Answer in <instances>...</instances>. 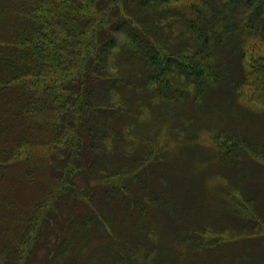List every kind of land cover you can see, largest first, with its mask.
Here are the masks:
<instances>
[{"label":"trees","instance_id":"trees-1","mask_svg":"<svg viewBox=\"0 0 264 264\" xmlns=\"http://www.w3.org/2000/svg\"><path fill=\"white\" fill-rule=\"evenodd\" d=\"M257 42L264 0H0V179L27 147L54 174L0 264H264Z\"/></svg>","mask_w":264,"mask_h":264},{"label":"rangeland","instance_id":"rangeland-1","mask_svg":"<svg viewBox=\"0 0 264 264\" xmlns=\"http://www.w3.org/2000/svg\"><path fill=\"white\" fill-rule=\"evenodd\" d=\"M256 46H258L260 49L257 50V48H255L252 51L254 54L264 53V44L261 43L259 44L257 42ZM3 102L4 99L0 97V110H1L0 114H3V108H4ZM243 103L245 104V106L251 108V110L254 111L258 110L259 108V106H256L250 100V93L248 92V90H245V93L243 95ZM252 116L251 118H246L245 124L251 125L250 126L251 134H259L264 139V118L252 117ZM0 123L7 124L9 123V120L5 117L4 120H1ZM28 151L29 152L33 151L31 156L35 158L31 159L27 164L26 162H24L23 166H19L14 169L12 167L10 171V177L7 180L5 179V181H1L0 179V255L7 251L5 250V244L12 243L14 245L13 241L10 239L9 236V229L13 227L15 232L17 230L20 233V228L22 229L24 220L27 219V217H29L28 213L30 212V210H33L34 205L37 204L38 201L45 196L47 190L50 188L49 185L54 181V178H52V175L54 174L51 169L50 159L48 157L49 155H47L46 148L27 147V153ZM136 157L140 158V156L132 157L131 160L132 164L136 163L134 162V158ZM149 173H154L158 178H160L161 174L166 173L167 176H169V181L173 184V182H178V180L181 181L184 178L185 174L187 175L188 166L187 164L174 165L173 163V165L170 164L164 168H161L160 166H156V165L153 166L148 165L145 168L143 176ZM82 201L84 200L79 199V201L75 200V202L74 200L70 201V205L74 203L73 204L74 211L75 210L77 212L88 211L87 210L88 204L83 206ZM14 218L16 223L13 222ZM49 228L51 227L49 226ZM90 231H91L89 234L90 248L84 255L85 260L89 259L92 256L96 248L103 250L102 254L109 253V255L111 256L114 253L111 250L112 246L110 247V245L107 244L105 245L104 249L103 247H97V244L94 241V239L96 238L98 233L94 230H90ZM44 232L47 231L44 229ZM136 235H138V232L135 234V236ZM76 236L78 240H80L81 238L80 234H77ZM78 243L79 242H77V244ZM36 250H35L37 254L36 258L38 255L42 257L45 256L46 250L43 247L38 248ZM50 256L51 254H48V258ZM36 258L34 261H32V264H39L36 261ZM81 258L79 259L74 258V259H76L77 262H79ZM99 258H101V255Z\"/></svg>","mask_w":264,"mask_h":264}]
</instances>
